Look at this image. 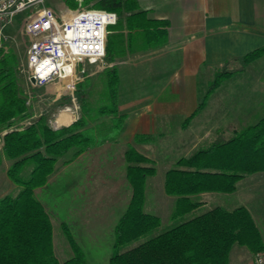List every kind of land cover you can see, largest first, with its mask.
<instances>
[{"label": "trees", "instance_id": "1", "mask_svg": "<svg viewBox=\"0 0 264 264\" xmlns=\"http://www.w3.org/2000/svg\"><path fill=\"white\" fill-rule=\"evenodd\" d=\"M59 8L61 12L82 9L114 12L117 22L108 27V33L125 23L129 36L135 33L130 39L138 37L153 47L167 37V22L150 18L148 10L139 9L137 0H60ZM116 38L107 34L108 62L114 59ZM5 46L0 47V166L3 160L9 162L6 176L17 185V192L0 197V264H87L83 250L65 223H62L63 230L73 255L62 262L55 257L51 217L34 190L47 183L67 153H71L70 158H77L106 139H112L104 136L108 130L119 134L127 129V114L120 109L118 71L115 66L104 71L107 75L104 95L108 103L97 107L88 104L84 82L78 81L76 91L81 96V115L71 124L54 129L44 115L28 121L31 114L28 96L18 79V59ZM261 55H264V46L232 60L240 61L244 67ZM235 69L229 61L225 63L223 72L215 74L208 91L185 121L201 112L209 94ZM107 116L109 124L99 127L103 123L96 119ZM137 139L142 141L146 137ZM70 161L65 160L63 164ZM124 161L125 177L132 192L115 226L114 251L109 264H230L234 246L244 247L253 255L264 253V234L244 205L231 209L217 205L153 233L161 225L160 217L144 212L143 206L146 182L157 170L147 164L150 160L146 156L132 147L125 151ZM256 173H264V114L256 122L234 130L227 139L220 135L190 155L179 157L164 173V192L175 197L171 219L203 206L195 197L203 193L232 194L239 181ZM147 234L150 236L141 243L125 251L118 250Z\"/></svg>", "mask_w": 264, "mask_h": 264}, {"label": "rangeland", "instance_id": "2", "mask_svg": "<svg viewBox=\"0 0 264 264\" xmlns=\"http://www.w3.org/2000/svg\"><path fill=\"white\" fill-rule=\"evenodd\" d=\"M59 3L60 0H48L46 5L59 16L64 14L67 17L69 11L61 12ZM30 11L32 10L15 15L5 27L3 35L6 42L3 47L6 45L17 56L18 79L28 96L27 104L31 114L28 121L44 115L47 116L49 125L52 121H57L58 128L67 126L75 118V114L63 111L65 107L74 110L65 82L54 81L35 87L27 79L26 52L31 40L24 32V25L31 17ZM109 35L112 33L109 32ZM120 44L121 40L117 39L114 56H122L123 59L125 53L120 51ZM121 61L116 66L120 109L128 114V128L119 134L115 129L108 130L104 136H111L112 139H106L102 145L88 149L77 158H70L71 153H67L47 183L34 190L36 198L51 217L55 257L62 262L73 255L71 243L63 230L62 223H65L74 241L83 250L87 264H109L114 251L115 226L124 213L132 192L124 170V153L130 147L146 156L150 160L147 164L157 170L146 182L143 206L144 212L160 217L161 225L153 233L217 205L229 209L244 205L264 234V173L245 176L232 194L215 193L195 197L194 200L202 202L203 206L175 220L171 219L175 197L166 195L163 188L164 173L172 168L179 157L190 155L218 139L220 135L222 139H227L231 136V129H239L255 120L250 116L257 108L258 101L264 104V55L252 65L236 66L232 77L223 80L220 88L209 94L204 108L190 121H185L186 116L208 91L215 72L222 73V68L203 69L196 84L188 79L186 84L179 85L185 99L171 101L170 113L164 114L163 101L159 102L155 98L165 91L178 93L176 85L168 86L159 77L158 80L152 79L156 75L155 70L149 68L146 61L138 66L132 65L126 58ZM84 68L86 72L81 74V81L84 82L88 104L92 107L107 104L108 100L104 95L107 91V75L104 71L110 65L104 60V64H85ZM262 76V83L254 81ZM75 97V104L81 107L78 91H75ZM157 109L161 115L155 116ZM109 121V116L96 119V122L103 123L99 127H106ZM138 136L146 137V140L138 141ZM69 159L72 161L63 164ZM8 163L3 160L0 166V197L17 192V185L6 176ZM149 236L147 234L127 243L118 250L130 249ZM237 251L238 249L233 252L234 257ZM251 256L253 258L254 255Z\"/></svg>", "mask_w": 264, "mask_h": 264}, {"label": "crops", "instance_id": "3", "mask_svg": "<svg viewBox=\"0 0 264 264\" xmlns=\"http://www.w3.org/2000/svg\"><path fill=\"white\" fill-rule=\"evenodd\" d=\"M137 2L140 10H148L150 18L167 22L165 41L153 47L142 43L138 37L132 40L130 37H134L135 33L129 36L125 23L118 30H113L112 35L117 37L116 41L121 40L120 51L125 53L123 59L126 58L132 65L137 66L146 61L149 68L155 70L156 75L151 76L152 79L162 78L168 86L173 84L178 88L176 94L165 91L155 98L159 102L163 101L164 114L170 113L171 101L185 99L183 89L179 85L186 84L188 79L192 80V84H196L197 77L203 69H223L228 61L231 68L241 66L240 61L232 59L264 46V0H137ZM121 57L114 56L112 62H108L106 57L105 60L111 68L122 62ZM261 57L263 55L246 66L252 65ZM232 75L223 80L231 78ZM223 80L219 88L224 83ZM254 81L262 83L263 76ZM159 114L161 115L160 110H155V116ZM263 114L264 104L258 101L257 108L250 116L255 120H249L244 127L256 122ZM237 129H231V134ZM204 194L215 193L201 195ZM236 249L238 251L234 257L233 252ZM249 253L244 247L234 246L229 263L250 264L253 258Z\"/></svg>", "mask_w": 264, "mask_h": 264}, {"label": "built area", "instance_id": "4", "mask_svg": "<svg viewBox=\"0 0 264 264\" xmlns=\"http://www.w3.org/2000/svg\"><path fill=\"white\" fill-rule=\"evenodd\" d=\"M48 0H0V47L6 42L3 31L15 15L30 11L31 17L25 22L24 32L30 37L26 52L27 79L33 78L35 87L54 81L65 82L77 120L81 107L75 104L76 84L86 72L85 64H104L108 27L117 22L114 12L102 9L69 11L58 16L46 5ZM54 122V123H53ZM58 122L51 127L57 129ZM250 264H264V253L254 254Z\"/></svg>", "mask_w": 264, "mask_h": 264}, {"label": "water", "instance_id": "5", "mask_svg": "<svg viewBox=\"0 0 264 264\" xmlns=\"http://www.w3.org/2000/svg\"><path fill=\"white\" fill-rule=\"evenodd\" d=\"M30 82H31V83H34V80H33V78H30Z\"/></svg>", "mask_w": 264, "mask_h": 264}]
</instances>
